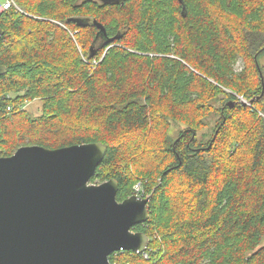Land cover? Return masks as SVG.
I'll return each instance as SVG.
<instances>
[{"label":"trees","instance_id":"obj_1","mask_svg":"<svg viewBox=\"0 0 264 264\" xmlns=\"http://www.w3.org/2000/svg\"><path fill=\"white\" fill-rule=\"evenodd\" d=\"M15 1L0 157L102 142L89 182L148 196L146 255L110 264H264V0Z\"/></svg>","mask_w":264,"mask_h":264},{"label":"water","instance_id":"obj_2","mask_svg":"<svg viewBox=\"0 0 264 264\" xmlns=\"http://www.w3.org/2000/svg\"><path fill=\"white\" fill-rule=\"evenodd\" d=\"M105 151L95 141L0 157V264H110L112 252L147 248V234L132 228L148 219V197L118 201L114 178L89 182Z\"/></svg>","mask_w":264,"mask_h":264},{"label":"built area","instance_id":"obj_3","mask_svg":"<svg viewBox=\"0 0 264 264\" xmlns=\"http://www.w3.org/2000/svg\"><path fill=\"white\" fill-rule=\"evenodd\" d=\"M8 9H14L15 11L20 12L22 14L29 15L20 5L16 3L15 0H0V13ZM135 190H136V193H135L136 195L142 196V194L140 195L137 193L140 190V187L138 185L135 187ZM143 252H144V255H146V252L145 251Z\"/></svg>","mask_w":264,"mask_h":264},{"label":"rangeland","instance_id":"obj_4","mask_svg":"<svg viewBox=\"0 0 264 264\" xmlns=\"http://www.w3.org/2000/svg\"><path fill=\"white\" fill-rule=\"evenodd\" d=\"M262 61L264 62V58L262 59ZM242 66V61L241 59H238V61L235 64V69L239 70ZM25 107L33 114H39L40 113V109H41V102L38 99H35L31 102H28Z\"/></svg>","mask_w":264,"mask_h":264}]
</instances>
